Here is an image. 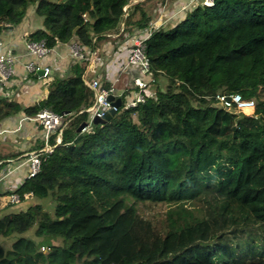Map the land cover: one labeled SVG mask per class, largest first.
I'll list each match as a JSON object with an SVG mask.
<instances>
[{
    "label": "trees",
    "instance_id": "obj_1",
    "mask_svg": "<svg viewBox=\"0 0 264 264\" xmlns=\"http://www.w3.org/2000/svg\"><path fill=\"white\" fill-rule=\"evenodd\" d=\"M129 1L0 0V35L34 7L42 25L27 39L52 48L76 36L90 54L108 33L130 39L155 19L152 0L124 17ZM145 44L155 90L135 106L122 98L88 130H77L94 101L83 61L53 75L37 103L0 96V119L43 108L73 116L39 171L0 190L31 193L0 212V237L13 238L0 242V264H264V0L179 7ZM221 93L253 99L252 112L215 105ZM33 226L60 241L36 244L23 235Z\"/></svg>",
    "mask_w": 264,
    "mask_h": 264
},
{
    "label": "crops",
    "instance_id": "obj_2",
    "mask_svg": "<svg viewBox=\"0 0 264 264\" xmlns=\"http://www.w3.org/2000/svg\"><path fill=\"white\" fill-rule=\"evenodd\" d=\"M188 1L152 0L150 5L157 11L160 5L165 4V14L172 15L165 23L170 25L174 23L179 7ZM40 18L35 14L34 7H30L22 22L14 27L6 28L1 33L0 52L11 50L14 53L23 54L26 36L30 31L42 25V18ZM107 35L108 38L105 40L97 41L92 58L83 61L84 64L86 63L84 78L85 80L98 79L100 84L107 81L109 86L113 84L118 93L131 86L132 78L138 75V69L131 66L121 70L127 57L129 38L120 37L114 32ZM71 41L70 39L57 43L43 56V63L50 67V73L46 79L39 77V73L25 75V63L30 57L19 56L14 62L12 76L4 86L0 85V96L17 101L23 107L40 101L45 97L47 82L53 75H69L70 66L75 63L70 56ZM32 116L20 111L0 119V176L5 172L7 160L15 159L12 163L14 169L0 181L1 191L14 188L23 181L27 176L28 163L21 156L38 149L42 144L43 129L32 120ZM2 206L1 209L6 210L14 207L9 204ZM23 235L30 237L25 233ZM1 238L0 242H2Z\"/></svg>",
    "mask_w": 264,
    "mask_h": 264
},
{
    "label": "built area",
    "instance_id": "obj_3",
    "mask_svg": "<svg viewBox=\"0 0 264 264\" xmlns=\"http://www.w3.org/2000/svg\"><path fill=\"white\" fill-rule=\"evenodd\" d=\"M137 1L140 0L129 1L124 5V17L127 15L130 5ZM197 1L210 5L213 0H189L186 4L180 7V10L184 9L188 4H192ZM164 5L165 4L160 5L157 9L155 19H153V21L146 28L136 30L130 36L127 57L121 67L122 71L131 66L138 69V75L132 78L130 87L122 89L117 93L113 84L109 87H101L98 79L85 80L86 84H88L94 92V101L91 105L84 107L77 112V114H85L86 126L82 128V131L90 128L92 120L95 116L103 117L112 107L111 101L107 99L108 94L112 93L116 97H120L121 102L123 98L127 105L135 106L137 103L144 101L145 96L151 92L150 86L154 82V79L150 71L149 59L145 53V41L154 29L158 28L160 25L164 24L166 20L171 18L172 15L168 16L165 14ZM123 25L124 22L120 25L121 29L123 28ZM71 40L70 56L74 62L86 61L92 58L93 50L90 54H86L84 45L79 41L78 37L73 36ZM48 50L49 48L45 45L44 40L26 39L24 42L23 54L14 53L11 50L0 52V85L4 86L12 76L14 62L21 55H27L30 57L25 63V75L39 73V77L46 79L49 76L50 67L43 63L42 58ZM214 98L216 99L215 105L227 110L234 107L236 111H242L245 113V110L254 108V100L244 99L239 93H221L216 94ZM63 114L66 116L56 113L48 108H43L32 116V120L35 121L38 126L42 127L43 137L42 144L38 149L21 156L22 158H25L28 163V172L26 177L32 176L39 171L41 156L52 152L55 145L60 142L64 126L73 117L69 112H64ZM53 135L54 140L51 141ZM14 161L15 159L7 160V167L5 172L1 174L0 181L14 169V166L12 165ZM30 196L31 193L29 192H24L22 196L16 192H12L8 195H2L0 196V209L2 201L4 202L3 205H7L9 203L19 204L22 199H28Z\"/></svg>",
    "mask_w": 264,
    "mask_h": 264
},
{
    "label": "rangeland",
    "instance_id": "obj_4",
    "mask_svg": "<svg viewBox=\"0 0 264 264\" xmlns=\"http://www.w3.org/2000/svg\"><path fill=\"white\" fill-rule=\"evenodd\" d=\"M41 19V18H40ZM41 25V23L39 24ZM167 80L166 78L164 77H160L159 78V83H161L162 86H164L166 84ZM156 88V85H155V82L152 83V85L150 86V90H155ZM255 104V103H254ZM253 109H247L245 110V113H251ZM42 202L44 204V206L46 207L47 211L53 215V204L52 202L50 201V199H46V198H42V199H39L37 197H31L29 200H28V203L32 204V203H35V202ZM4 204V202L2 201V205ZM19 206V204H15L14 209H16V207ZM18 209V208H17ZM6 210L4 208H2L0 210L1 213H4L3 211ZM75 216L74 214L71 215V217ZM69 222V220H66V221H63V222H60L59 224H57L54 228H53V231L57 232L60 228L64 227L67 223ZM34 228L35 226H33L32 228H30L29 230H27L25 232L26 235L28 236H32V239L35 241L36 244H47V243H51V242H55V241H60L59 238H56V237H53L52 235H48V236H35L34 235ZM1 238V237H0ZM13 238H1V241L2 243L5 244V246H9L11 241H12Z\"/></svg>",
    "mask_w": 264,
    "mask_h": 264
},
{
    "label": "water",
    "instance_id": "obj_5",
    "mask_svg": "<svg viewBox=\"0 0 264 264\" xmlns=\"http://www.w3.org/2000/svg\"><path fill=\"white\" fill-rule=\"evenodd\" d=\"M107 99L111 101L112 107L109 109V111L107 113H105V115L103 117L95 116L93 118V120H92V122L94 124L103 123L104 121L109 119L112 115L115 114L116 109L121 105V98L120 97H116L112 93L108 94ZM84 126H86V122L85 121L81 122L78 125L77 130L81 131Z\"/></svg>",
    "mask_w": 264,
    "mask_h": 264
}]
</instances>
